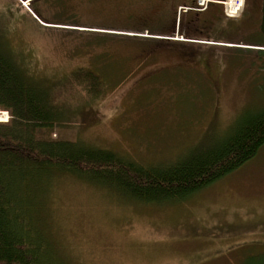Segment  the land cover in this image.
Returning a JSON list of instances; mask_svg holds the SVG:
<instances>
[{
  "label": "rangeland",
  "instance_id": "374dc122",
  "mask_svg": "<svg viewBox=\"0 0 264 264\" xmlns=\"http://www.w3.org/2000/svg\"><path fill=\"white\" fill-rule=\"evenodd\" d=\"M32 2L0 0L11 49L27 56L32 70L48 81L87 69L100 73L107 86L96 100L74 88L73 116L56 128L55 139L82 140L163 166L219 129L228 133L242 114L264 105L260 60L250 67L255 53L264 51L259 23H237L220 40L158 36L129 31L143 21L131 20L133 13L170 19L167 9L145 8L143 0ZM240 3L225 4L231 17ZM179 11L172 10L175 32L183 27ZM9 119L0 111V122ZM55 193L54 238L71 264L264 262V148L235 174L176 205L116 198L75 178L58 182Z\"/></svg>",
  "mask_w": 264,
  "mask_h": 264
},
{
  "label": "trees",
  "instance_id": "16d2710c",
  "mask_svg": "<svg viewBox=\"0 0 264 264\" xmlns=\"http://www.w3.org/2000/svg\"><path fill=\"white\" fill-rule=\"evenodd\" d=\"M138 18L130 15L131 20ZM150 25L141 21L129 31L176 28L168 20ZM263 56L264 51H257L250 67L260 60L264 70ZM30 63L11 49L0 23V111L10 115L9 121L0 122V264H71L57 246L51 215L56 185L64 178L103 187L135 203L176 205L235 174L264 148V105L242 114L228 133L219 129L163 166L140 164L82 140L55 139L56 128L67 126L73 116L69 104L78 94L74 88L96 100L107 86L100 73L87 69L49 82Z\"/></svg>",
  "mask_w": 264,
  "mask_h": 264
},
{
  "label": "flooded vegetation",
  "instance_id": "af4514ba",
  "mask_svg": "<svg viewBox=\"0 0 264 264\" xmlns=\"http://www.w3.org/2000/svg\"><path fill=\"white\" fill-rule=\"evenodd\" d=\"M231 1L233 0H209L204 10L197 9L198 0H143V2H145L143 6L167 9L170 18L168 22H170V24L174 22V12H172V10H178V8H180L178 21L179 23L182 22V28L180 27V29L175 32L172 25H170L167 29L155 30L156 32L151 33V35L168 34L172 36L175 35V33L178 35L181 33L187 38H198L201 35L205 37L229 33V29L236 26L237 23L261 24L263 0H241L242 5L239 7L238 11H236L235 17H231L226 11L225 4ZM32 3H35L34 0ZM181 11L183 12L182 15ZM151 13L152 12L146 14ZM175 14L177 13L175 12ZM39 16L41 19H47L44 21L51 22L49 18L43 16V14ZM12 17L13 15L5 16L2 19L9 20L8 18ZM181 17L183 18L182 21ZM139 18L143 19V22L147 24H157L159 20L162 19L161 16H157L156 14L145 17L139 16Z\"/></svg>",
  "mask_w": 264,
  "mask_h": 264
},
{
  "label": "built area",
  "instance_id": "2783aa9c",
  "mask_svg": "<svg viewBox=\"0 0 264 264\" xmlns=\"http://www.w3.org/2000/svg\"><path fill=\"white\" fill-rule=\"evenodd\" d=\"M208 3H209V0H198L197 9L198 10H204L207 7ZM240 5H241V3H240Z\"/></svg>",
  "mask_w": 264,
  "mask_h": 264
},
{
  "label": "water",
  "instance_id": "95a60500",
  "mask_svg": "<svg viewBox=\"0 0 264 264\" xmlns=\"http://www.w3.org/2000/svg\"><path fill=\"white\" fill-rule=\"evenodd\" d=\"M260 32L264 36V0H263V5H262V21L260 24Z\"/></svg>",
  "mask_w": 264,
  "mask_h": 264
},
{
  "label": "bare ground",
  "instance_id": "6f19581e",
  "mask_svg": "<svg viewBox=\"0 0 264 264\" xmlns=\"http://www.w3.org/2000/svg\"><path fill=\"white\" fill-rule=\"evenodd\" d=\"M3 114H5V113H3Z\"/></svg>",
  "mask_w": 264,
  "mask_h": 264
}]
</instances>
